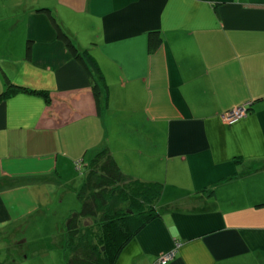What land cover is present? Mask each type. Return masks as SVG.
Wrapping results in <instances>:
<instances>
[{"label": "crops", "instance_id": "0c3cea01", "mask_svg": "<svg viewBox=\"0 0 264 264\" xmlns=\"http://www.w3.org/2000/svg\"><path fill=\"white\" fill-rule=\"evenodd\" d=\"M41 8L93 55L98 107L92 76ZM4 9L0 93L5 78L20 89L0 99V264H47L19 240L29 217L72 182L77 194L75 163L103 148L126 175L162 185L158 216L114 264H160L175 241L166 264H264V0H31ZM151 31L161 43L149 52ZM246 102V116L223 121Z\"/></svg>", "mask_w": 264, "mask_h": 264}, {"label": "trees", "instance_id": "16d2710c", "mask_svg": "<svg viewBox=\"0 0 264 264\" xmlns=\"http://www.w3.org/2000/svg\"><path fill=\"white\" fill-rule=\"evenodd\" d=\"M56 34L73 59L93 78L92 90L97 107L100 96V76L89 50H79L48 8H41ZM161 43L158 31L148 34V50ZM32 44L27 42L25 58H31ZM97 72V71H96ZM5 78V77H4ZM0 99L20 88L9 84ZM10 86V87H8ZM82 184L77 192L78 211H71L64 223L65 264H114L125 244L158 216L156 208L162 185L144 182L123 173L107 148L97 151L82 165Z\"/></svg>", "mask_w": 264, "mask_h": 264}, {"label": "rangeland", "instance_id": "374dc122", "mask_svg": "<svg viewBox=\"0 0 264 264\" xmlns=\"http://www.w3.org/2000/svg\"><path fill=\"white\" fill-rule=\"evenodd\" d=\"M31 0H0L1 13L8 14L11 11L9 5L24 7L25 3L30 4ZM6 3V7L2 4ZM14 10L18 11L17 8ZM3 17V16H2ZM1 18V16H0ZM5 19L0 21V36L3 32L10 30V26ZM20 28V23L14 21L12 29L14 31ZM76 172V171H75ZM76 175L78 173L76 172ZM80 182L77 180V184ZM74 182L67 187L60 188L54 198L51 197L44 207L34 211L24 228L22 246L25 248L36 262H45L47 264H64L63 245H64V223L66 217L71 211H78L80 202L77 199L76 191L73 190ZM80 186V185H79ZM79 188V187H77Z\"/></svg>", "mask_w": 264, "mask_h": 264}, {"label": "built area", "instance_id": "2783aa9c", "mask_svg": "<svg viewBox=\"0 0 264 264\" xmlns=\"http://www.w3.org/2000/svg\"><path fill=\"white\" fill-rule=\"evenodd\" d=\"M249 106H250V103L249 102H246L242 105H239L235 108H232L228 111H226L223 115H222V118H223V121L227 124H232L233 122L237 121L238 119L244 117L247 115L248 113V109H249ZM82 161H77L75 163V167L78 171L81 170L82 168ZM180 246V243L178 241H175L173 246L167 250L166 252L162 253L157 261L160 263V264H166L167 261H169L170 259H172L174 257V255L176 254L177 252V249L178 247Z\"/></svg>", "mask_w": 264, "mask_h": 264}]
</instances>
